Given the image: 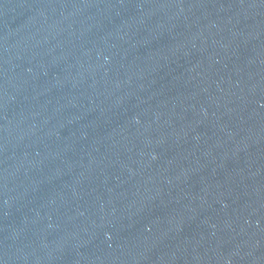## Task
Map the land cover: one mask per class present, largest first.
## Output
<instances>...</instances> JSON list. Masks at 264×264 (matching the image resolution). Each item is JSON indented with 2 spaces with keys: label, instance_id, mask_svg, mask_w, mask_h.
Listing matches in <instances>:
<instances>
[{
  "label": "water",
  "instance_id": "1",
  "mask_svg": "<svg viewBox=\"0 0 264 264\" xmlns=\"http://www.w3.org/2000/svg\"><path fill=\"white\" fill-rule=\"evenodd\" d=\"M264 220V0H0V264H245Z\"/></svg>",
  "mask_w": 264,
  "mask_h": 264
}]
</instances>
